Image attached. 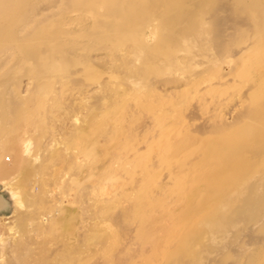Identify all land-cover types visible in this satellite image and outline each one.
I'll return each mask as SVG.
<instances>
[{
  "label": "rangeland",
  "instance_id": "374dc122",
  "mask_svg": "<svg viewBox=\"0 0 264 264\" xmlns=\"http://www.w3.org/2000/svg\"><path fill=\"white\" fill-rule=\"evenodd\" d=\"M77 1L0 0V264H264V0Z\"/></svg>",
  "mask_w": 264,
  "mask_h": 264
},
{
  "label": "bare ground",
  "instance_id": "6f19581e",
  "mask_svg": "<svg viewBox=\"0 0 264 264\" xmlns=\"http://www.w3.org/2000/svg\"><path fill=\"white\" fill-rule=\"evenodd\" d=\"M24 1L25 0H21L22 3ZM95 1L96 0H78L75 3V5L76 6L83 5V4H89L90 5V4L95 3ZM98 1H99V4H100V8L106 7V8H108V9H106V13L110 12L109 9L111 7L109 8V6L113 3L112 0H98ZM128 2H129V0H128ZM184 2H185V0H167V2H166V4H167V11L168 10H169L168 12L171 11L170 12V14H171L170 18L167 19V20H165V21H161L160 23L158 22L159 20L157 18H155V17H152L151 18V23H150L149 27H151L150 29L153 30V36L156 39V42H155V47L156 48H159L160 47V45L162 44L163 40L164 41H167L168 40V39L166 40L163 36L160 35V33H159V25L162 24V25L167 26V27L169 26V28H172L175 25H178L182 21V19L185 17V15H186L184 12L179 11V8H183V5H185ZM127 4H128V10H127V12L125 14V19L127 18V19L131 20V19H134L136 17V12H138L137 11L138 10L137 7L139 6L140 8H143V9L148 8L149 5H150V0H139L138 2H136L135 0L134 1L131 0V2H129ZM140 8H139V10H140ZM189 17H191V16H189ZM102 25L103 24H100L99 27L101 28ZM208 48H207V50H210ZM80 49L81 48H79V50ZM50 50H51V57H50L51 60H50V63L54 67L53 70H60L61 71V70L65 69L66 64H67V59L63 55V54H65L64 53V50H61L60 51V50H56L55 48H52V47L50 48ZM211 53H210V56H211ZM77 55H79V53ZM194 55L195 56L192 57V63H190L191 66L194 67L193 69H196L197 70V68H200V71H201V69H203V68H201V67H203L202 65H206L207 66L208 65L207 64V61H208V63L211 61V59H210L211 57H209V54L208 53H206L200 59L198 58L199 57L198 54H194ZM212 57H213V55H212ZM206 58H207V60H206ZM208 58L210 59V61L208 60ZM228 58H229V56L226 57L225 59L230 62L231 59L230 58L228 59ZM41 60H44V59H41ZM79 60L80 59L77 56L73 57V61H74L75 65H77L78 62H79V64L82 65V68H81L82 69L81 70L82 73L84 71H89V69L91 70V68L94 67L91 63H86V62L85 63H80ZM216 60L217 59L214 58V60H213L214 63L213 64L216 63ZM213 61H211L210 63H212ZM200 71H198V72L200 73ZM202 71H205V70H202ZM198 72H196L194 75H196ZM211 79H212V77H211ZM206 80H209V79H206ZM259 93L254 92L251 95V101L254 104V106H256V104L261 99L260 98L261 96H260ZM259 109L260 108H258V110ZM25 150L28 151V142L26 143ZM246 166H247V164L242 159L241 160H236V161H234L232 163L231 170L226 171V175L229 176L231 179L235 180L245 170ZM187 254L194 255L195 254V249L189 250L188 249L187 240L183 238L180 241V243H179L178 250H177V256L176 257H178V260H179L181 257H183V256H185Z\"/></svg>",
  "mask_w": 264,
  "mask_h": 264
},
{
  "label": "water",
  "instance_id": "95a60500",
  "mask_svg": "<svg viewBox=\"0 0 264 264\" xmlns=\"http://www.w3.org/2000/svg\"><path fill=\"white\" fill-rule=\"evenodd\" d=\"M1 201H3V198H2V196H1V194H0V203H1Z\"/></svg>",
  "mask_w": 264,
  "mask_h": 264
}]
</instances>
